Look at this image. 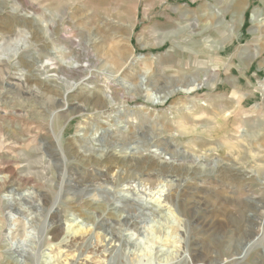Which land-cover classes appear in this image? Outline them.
<instances>
[{
  "label": "rangeland",
  "instance_id": "1",
  "mask_svg": "<svg viewBox=\"0 0 264 264\" xmlns=\"http://www.w3.org/2000/svg\"><path fill=\"white\" fill-rule=\"evenodd\" d=\"M0 264H264V0H0Z\"/></svg>",
  "mask_w": 264,
  "mask_h": 264
},
{
  "label": "bare ground",
  "instance_id": "2",
  "mask_svg": "<svg viewBox=\"0 0 264 264\" xmlns=\"http://www.w3.org/2000/svg\"><path fill=\"white\" fill-rule=\"evenodd\" d=\"M36 35V34H35ZM19 40H21V38H18L14 41V43H17ZM37 40V39H36ZM13 42V41H12ZM6 49V48H5ZM4 49V50H5ZM7 50V49H6ZM43 67V66H42ZM45 69L48 70H53L50 66H46ZM46 72V71H45ZM48 73V72H47ZM52 75V74H50ZM47 76V75H46ZM55 79H48L47 81L49 83L54 82ZM197 84V83H196ZM199 85V84H198ZM54 87H56L54 85ZM196 87H198L197 85H194L193 87H189V90H194ZM56 89V88H55ZM69 93V92H67ZM98 96V95H97ZM95 96V97H97ZM101 97V96H100ZM98 99V97L96 98ZM99 102V101H98ZM118 161V160H117ZM145 166V165H144ZM235 171V170H234ZM237 176H242L241 172H237ZM240 178V177H239ZM236 179V178H235ZM236 181V180H235ZM138 191L139 193H141V191L139 190H135ZM129 193V192H128ZM145 196V195H144ZM149 196V201L148 204L151 203V201L158 203L159 205L163 202L166 201V192L165 190H158L156 192H154L153 194L148 195ZM88 202V201H87ZM93 204L97 203L96 199L91 200ZM118 207L113 208V213L116 216V212H118ZM117 210V211H116ZM150 211V210H149ZM56 212H59V208H56ZM96 214V213H95ZM111 214V213H110ZM120 214V213H119ZM118 216V215H117ZM114 217V216H113ZM111 218V219H110ZM110 218L105 217V215H103V220L105 222H113L114 220H112V217L110 216ZM118 218V217H117ZM121 218H124V216L121 214ZM181 222V221H180ZM103 223V222H102ZM170 224L174 225L175 228H180L181 224L178 222V217L175 214V211H173L172 209L167 211L165 214L163 213H159L157 216L153 215L152 218L148 221V225L146 227H144V231L146 232V235L144 236V240L146 239L148 242V249L149 252H152L154 249V246H156L159 242H164V243H172V239H174L173 235H177L174 231V227L170 226ZM141 229V228H140ZM167 229H169L168 231H166ZM177 229V230H178ZM144 232V233H145ZM180 236V235H179ZM131 237H133V235H131ZM131 239V238H130ZM177 239V238H176ZM263 239V238H261ZM174 242V241H173ZM144 243V241L142 242ZM166 258V257H165ZM187 260L192 261L191 256L188 255Z\"/></svg>",
  "mask_w": 264,
  "mask_h": 264
}]
</instances>
